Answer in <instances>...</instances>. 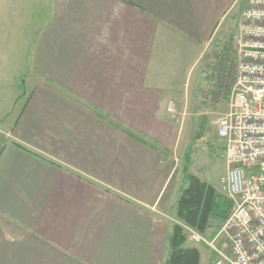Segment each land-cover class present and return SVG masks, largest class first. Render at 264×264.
<instances>
[{"label": "crops", "instance_id": "obj_1", "mask_svg": "<svg viewBox=\"0 0 264 264\" xmlns=\"http://www.w3.org/2000/svg\"><path fill=\"white\" fill-rule=\"evenodd\" d=\"M247 2L46 0L4 91L0 10V264H165L202 64Z\"/></svg>", "mask_w": 264, "mask_h": 264}, {"label": "built area", "instance_id": "obj_2", "mask_svg": "<svg viewBox=\"0 0 264 264\" xmlns=\"http://www.w3.org/2000/svg\"><path fill=\"white\" fill-rule=\"evenodd\" d=\"M234 43L230 111L217 129L226 166L218 193L232 211L214 236L177 224L189 244L212 253V264H264V0H248Z\"/></svg>", "mask_w": 264, "mask_h": 264}, {"label": "rangeland", "instance_id": "obj_3", "mask_svg": "<svg viewBox=\"0 0 264 264\" xmlns=\"http://www.w3.org/2000/svg\"><path fill=\"white\" fill-rule=\"evenodd\" d=\"M43 3H46V0H0V10L3 14L5 12L10 14L19 12L21 15L19 21L17 18V22L16 19L12 21L7 19L10 26L2 30L1 45H3V55L5 57L1 64V88L3 91L6 88V83L14 78L12 66L14 62L17 63L15 48L19 50L27 48L31 41L36 38L42 20L40 14L44 7ZM245 7L243 6L244 9ZM240 21L241 16L235 20L229 34L225 33L222 37L215 39L213 46L209 49V56L204 58L202 66L205 67L202 68L206 71L204 77H206L205 83L208 86L203 84L201 87L197 109L193 110L192 113L189 110V145L184 152L176 155V174L178 176L175 180V191L181 185V180L185 177L184 169L187 167L192 174L215 186L217 191L220 186V179L226 173L224 162L225 144L220 139L217 129L220 119L230 111V91L236 77L234 74V71H236L234 67L236 65L234 37L237 34ZM17 58H19V55ZM197 73L198 71L194 75L192 88L197 86L195 84ZM10 90L11 94L16 93L15 90L13 92L12 88ZM20 92H22V98H24L29 90L28 88H22ZM10 98L8 103L11 107L8 108L13 110V101ZM17 109L18 107L15 112H17ZM177 117L180 119V116ZM2 129L4 127H0V140L3 135L1 134ZM231 211L232 208L226 219L213 221L211 229L207 232L208 235L214 236L219 232V229L229 218ZM199 247L203 257L205 250L212 257V253L204 246L200 245ZM209 261L212 264V258ZM205 263L206 258L203 259V264Z\"/></svg>", "mask_w": 264, "mask_h": 264}, {"label": "trees", "instance_id": "obj_4", "mask_svg": "<svg viewBox=\"0 0 264 264\" xmlns=\"http://www.w3.org/2000/svg\"><path fill=\"white\" fill-rule=\"evenodd\" d=\"M186 184L176 207V220L198 232L207 233L216 219L227 218L232 203L220 195L217 189L184 169ZM170 253L165 264H200L201 254L188 245L184 228L175 224L169 238Z\"/></svg>", "mask_w": 264, "mask_h": 264}]
</instances>
